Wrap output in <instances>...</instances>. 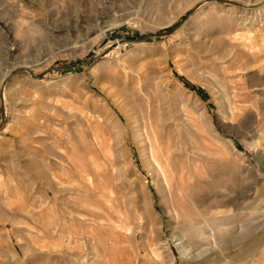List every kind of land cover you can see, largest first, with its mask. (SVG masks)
Wrapping results in <instances>:
<instances>
[{"label": "rangeland", "instance_id": "374dc122", "mask_svg": "<svg viewBox=\"0 0 264 264\" xmlns=\"http://www.w3.org/2000/svg\"><path fill=\"white\" fill-rule=\"evenodd\" d=\"M224 1L0 0V264H264V0Z\"/></svg>", "mask_w": 264, "mask_h": 264}, {"label": "bare ground", "instance_id": "6f19581e", "mask_svg": "<svg viewBox=\"0 0 264 264\" xmlns=\"http://www.w3.org/2000/svg\"><path fill=\"white\" fill-rule=\"evenodd\" d=\"M197 7V6H196ZM247 8V7H246ZM153 132V131H152ZM180 133V132H179ZM154 134V133H153ZM149 136V135H148ZM157 136V135H156ZM153 138H155V134H154V136H153ZM149 139H150V137H149ZM157 138H155V141H157L156 140ZM155 141H153V142H155ZM151 143V149H153V152H152V157H153V159H154V161L157 163V165H158V168L162 171V173H163V176H164V180L166 181V184H167V187L169 186V193H170V196H171V199L172 200H174L175 198H176V195H177V193H180L181 191H182V189L183 188H181L180 189V192H178L179 191V185L181 184L182 186L181 187H183V185L186 183V181H189V180H187V179H189V178H193V172L192 173H190V170L189 171H186V172H184V168H188V166H187V164H186V167H184V165L182 166V165H178V167H175L174 168V171L175 172H173L170 168L173 166H171L170 167V165L168 166L167 165V161H166V159L164 158V157H162L163 156V153H162V151H161V149H162V147H161V149H160V147H159V149L156 147V145L154 144V143H152V142H150ZM159 143V142H158ZM177 146L179 147L177 150H178V152H179V150H183V152L184 151H188V146H189V143H188V141L186 140V139H184V137H183V135L180 133V135H179V137H178V141H177ZM169 150V149H168ZM200 151V150H199ZM203 151V150H202ZM201 151V152H202ZM162 153V154H161ZM174 152H172V154H173ZM177 153V152H176ZM199 154H201L200 152H198ZM172 154H171V156H172ZM202 155V154H201ZM174 157V156H173ZM164 159H165V161H164ZM173 159V158H172ZM174 159H175V157H174ZM172 161V160H171ZM173 161H177L178 162V160H173ZM168 162H169V160H168ZM176 162V163H177ZM169 163H171V162H169ZM174 163V162H173ZM179 164H180V162H179ZM185 164V163H184ZM175 166H176V164H175ZM190 167V166H189ZM172 169H173V167H172ZM189 169V168H188ZM187 170V169H186ZM174 173L173 175H174V177H173V175H172V172ZM193 171V170H192ZM195 172V171H194ZM188 184H189V182H188ZM186 186H188L187 185V183H186ZM189 187V186H188ZM187 187V188H188ZM171 188H172V190H171ZM184 189H185V187H184ZM186 190V189H185ZM185 190H183V191H185ZM182 191V193H184ZM189 193V192H188ZM185 194H186V191H185ZM184 194V196L185 197H187V198H190L191 197V195H189V194H187V195H185ZM192 198V197H191ZM188 200H190V199H188ZM172 204V203H171ZM186 206V205H185ZM180 211H181V213H182V215H184V216H186L185 214H189L190 215V217L192 218V219H194L195 217H197V216H199V214H196V212H191V211H185V208L182 206L181 207V209H180ZM196 220V219H195ZM123 222V221H122ZM188 224V223H187ZM191 227H192V225H191ZM213 228V227H212ZM189 229V228H188ZM126 230V229H125ZM129 230H131V228L129 229ZM200 230V229H199ZM192 231V230H191ZM201 231V230H200ZM195 232H197V231H195ZM194 232V236H193V234H192V237L190 236V238H188L186 241H182V240H180V241H178L177 243H176V245L180 248V249H184V254H188V253H190V246H191V244H192V242L193 241H191L192 240V238L194 237V238H196L197 240H199L200 239V241L199 242H197L196 241V244L197 243H201V242H203V241H208L209 239H208V236L210 235L211 236V234L209 233L208 235H207V232L206 231H201V232H199L198 231V233H195ZM189 233H190V231H189ZM188 233V234H189ZM214 235V234H213ZM214 248H211L210 249V251H212ZM209 251V250H208ZM155 256H156V259L157 258H159L161 255L160 254H155ZM227 259H225V261H226ZM219 262V261H218ZM210 263V262H209Z\"/></svg>", "mask_w": 264, "mask_h": 264}, {"label": "water", "instance_id": "95a60500", "mask_svg": "<svg viewBox=\"0 0 264 264\" xmlns=\"http://www.w3.org/2000/svg\"><path fill=\"white\" fill-rule=\"evenodd\" d=\"M207 2H218V3H230L229 1H224V0H207ZM231 4V3H230ZM196 9V7L194 8V9H192L190 12H189V14H192L193 12H194V10ZM171 32H173V29L171 30V31H169V32H167V33H163V34H165V35H169V34H171ZM158 35H161V33H159V34H157V35H155V36H158ZM154 36V35H153ZM143 39H145V38H141V39H139V40H134L133 42H138V41H141V40H143Z\"/></svg>", "mask_w": 264, "mask_h": 264}]
</instances>
